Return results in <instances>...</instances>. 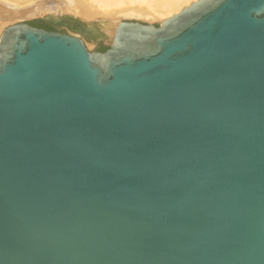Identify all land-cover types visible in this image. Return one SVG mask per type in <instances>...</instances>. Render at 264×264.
Segmentation results:
<instances>
[{"label": "water", "instance_id": "1", "mask_svg": "<svg viewBox=\"0 0 264 264\" xmlns=\"http://www.w3.org/2000/svg\"><path fill=\"white\" fill-rule=\"evenodd\" d=\"M44 18L112 34L0 32V264H264V0Z\"/></svg>", "mask_w": 264, "mask_h": 264}, {"label": "bare ground", "instance_id": "2", "mask_svg": "<svg viewBox=\"0 0 264 264\" xmlns=\"http://www.w3.org/2000/svg\"><path fill=\"white\" fill-rule=\"evenodd\" d=\"M68 1L72 6L69 10L83 18L94 17L96 14H99V12L109 16L135 15L155 18V16L167 17L171 15V13L177 12V10L180 9L184 3H188L189 0H91V3L87 2V0ZM33 2L34 0H0V5L11 11H22L30 9L38 4L40 6L39 13L43 10L46 11L57 8L49 7L45 0L36 1L34 2L35 4ZM94 2L95 4H93ZM59 9L57 8V11L61 10Z\"/></svg>", "mask_w": 264, "mask_h": 264}, {"label": "rangeland", "instance_id": "3", "mask_svg": "<svg viewBox=\"0 0 264 264\" xmlns=\"http://www.w3.org/2000/svg\"><path fill=\"white\" fill-rule=\"evenodd\" d=\"M36 1L39 2L40 0H34V2H36ZM191 1L192 0H189L188 3L191 2ZM45 2L51 8H54V7H57L58 9L60 8L61 10L59 9L60 10L59 13L61 15H64V14H67V13H70L72 15H77V16L81 17L85 22H89V21L93 22L94 20H97V19H110V20H114L115 22L118 21V20H138V21H141V22L153 23L155 25H158L160 20L162 18L166 17V16H155V15H154L155 18L154 17L150 18V17L135 16V15H120V16L119 15H112V16H109V15H106V14H103V13L99 12V14H96L94 17H88V18L84 17L83 18L82 16H80L78 14H75V13H73V12H71L69 10V9L72 8V6H71V4H70V2L68 0H45ZM87 2L91 3V0H89V1L87 0ZM188 3H184L181 7H183L184 5H187ZM93 4H95V2ZM96 5H97V3H96ZM57 8H54L52 10H46V11L43 10L38 15L32 16V17L19 18V19L18 18L17 19H5V20L3 18H0V32H1L2 28L5 25L9 24V23L16 22V21H25V22L33 21V20H36L38 17L57 13ZM62 27H64L65 30H67V31H70V32L73 31V30H70L67 27L63 26V25H62ZM106 34H107V37L102 38L101 45L108 46L109 43H110L112 30L107 31ZM80 38L84 41L86 47L90 51H95L96 50L97 43H98L96 40H94V41L93 40H88L83 35Z\"/></svg>", "mask_w": 264, "mask_h": 264}, {"label": "flooded vegetation", "instance_id": "4", "mask_svg": "<svg viewBox=\"0 0 264 264\" xmlns=\"http://www.w3.org/2000/svg\"><path fill=\"white\" fill-rule=\"evenodd\" d=\"M44 16L38 17L37 21H34L33 23H29V24L37 28H43L45 30H53V31L64 33V34H69L75 37H81L82 35L93 37L98 42L95 51H101L100 46H101L102 38L100 35L93 33V31L89 29V26L87 23L82 25L81 23H78L75 20L71 21L69 19L57 18L56 19L57 24L54 25V24H51L50 21L45 20ZM62 25H66L67 27L71 28L73 31L70 32V31L65 30V28L62 27ZM93 25L94 27L99 29V25H97L96 23H93Z\"/></svg>", "mask_w": 264, "mask_h": 264}, {"label": "trees", "instance_id": "5", "mask_svg": "<svg viewBox=\"0 0 264 264\" xmlns=\"http://www.w3.org/2000/svg\"><path fill=\"white\" fill-rule=\"evenodd\" d=\"M107 48H108V46H106V45H101V46H100V50H101V51H104V50L107 49Z\"/></svg>", "mask_w": 264, "mask_h": 264}]
</instances>
